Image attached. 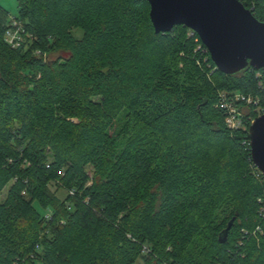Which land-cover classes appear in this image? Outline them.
<instances>
[{
  "label": "trees",
  "instance_id": "trees-1",
  "mask_svg": "<svg viewBox=\"0 0 264 264\" xmlns=\"http://www.w3.org/2000/svg\"><path fill=\"white\" fill-rule=\"evenodd\" d=\"M17 4L13 48L0 3V264H264V70L220 72L189 28L156 33L146 0ZM220 92L252 97L243 127Z\"/></svg>",
  "mask_w": 264,
  "mask_h": 264
},
{
  "label": "water",
  "instance_id": "water-1",
  "mask_svg": "<svg viewBox=\"0 0 264 264\" xmlns=\"http://www.w3.org/2000/svg\"><path fill=\"white\" fill-rule=\"evenodd\" d=\"M156 33L185 26L195 32L216 68L232 75L247 67L264 70V22L240 0H146ZM255 167L264 176V113L249 128ZM231 226L224 232V238Z\"/></svg>",
  "mask_w": 264,
  "mask_h": 264
},
{
  "label": "built area",
  "instance_id": "built-area-1",
  "mask_svg": "<svg viewBox=\"0 0 264 264\" xmlns=\"http://www.w3.org/2000/svg\"><path fill=\"white\" fill-rule=\"evenodd\" d=\"M6 41L13 48H18L22 44L23 36L21 32V26L20 23L15 19L9 23V27L6 32ZM219 96V106L227 112L226 123L228 127L231 129L243 127V122L237 103L246 102L247 104H251L253 103L252 97H247L240 93L227 94L225 92H220Z\"/></svg>",
  "mask_w": 264,
  "mask_h": 264
},
{
  "label": "rangeland",
  "instance_id": "rangeland-1",
  "mask_svg": "<svg viewBox=\"0 0 264 264\" xmlns=\"http://www.w3.org/2000/svg\"><path fill=\"white\" fill-rule=\"evenodd\" d=\"M1 5L9 12V17L8 20L10 21V23L15 19L16 20V16L18 13V4H17V0H0ZM21 26V32H24V28L22 26V24L20 23ZM75 36H77L78 38H81L83 36V32L81 30H75L74 31ZM23 36V35H22ZM24 39V37H23ZM36 54L38 52H35ZM261 114H259L260 116ZM11 184L7 185L3 191L0 194V204L5 200L8 190L10 188ZM55 189V188H54ZM58 195L63 198L65 195V191L64 190H60L58 191ZM36 207L38 208L39 212L42 215H46L48 213L47 210L39 207L38 205H36ZM136 264H144L142 260H138V262Z\"/></svg>",
  "mask_w": 264,
  "mask_h": 264
}]
</instances>
